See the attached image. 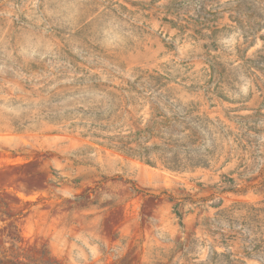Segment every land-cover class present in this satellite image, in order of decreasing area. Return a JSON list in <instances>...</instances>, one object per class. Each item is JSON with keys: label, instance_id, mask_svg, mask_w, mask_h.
Here are the masks:
<instances>
[{"label": "rangeland", "instance_id": "rangeland-1", "mask_svg": "<svg viewBox=\"0 0 264 264\" xmlns=\"http://www.w3.org/2000/svg\"><path fill=\"white\" fill-rule=\"evenodd\" d=\"M0 264H264V0H0Z\"/></svg>", "mask_w": 264, "mask_h": 264}, {"label": "trees", "instance_id": "trees-1", "mask_svg": "<svg viewBox=\"0 0 264 264\" xmlns=\"http://www.w3.org/2000/svg\"><path fill=\"white\" fill-rule=\"evenodd\" d=\"M157 123L158 126L166 127L168 124V120H165V117L163 115L157 116ZM150 129L147 128L146 131H149ZM120 147V146H119Z\"/></svg>", "mask_w": 264, "mask_h": 264}]
</instances>
